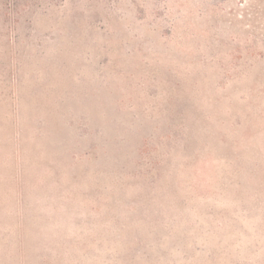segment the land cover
I'll list each match as a JSON object with an SVG mask.
<instances>
[{"label": "rangeland", "instance_id": "rangeland-1", "mask_svg": "<svg viewBox=\"0 0 264 264\" xmlns=\"http://www.w3.org/2000/svg\"><path fill=\"white\" fill-rule=\"evenodd\" d=\"M0 264H264V0H0Z\"/></svg>", "mask_w": 264, "mask_h": 264}]
</instances>
